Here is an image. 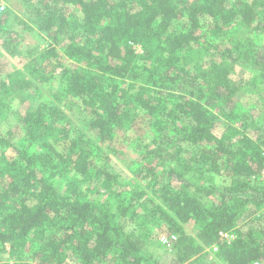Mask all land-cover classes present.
<instances>
[{"label": "trees", "instance_id": "obj_1", "mask_svg": "<svg viewBox=\"0 0 264 264\" xmlns=\"http://www.w3.org/2000/svg\"><path fill=\"white\" fill-rule=\"evenodd\" d=\"M17 2L33 17L17 20L24 31L49 38L28 47L0 15V120L32 94L0 131V264H161L146 242L159 225L179 234L183 264L201 248L190 222L225 264H264V232L242 222L251 181L264 204V92L232 77L242 60L264 68V45L235 37L264 25L260 2ZM120 145L134 150L131 178L112 169ZM222 173L233 183L209 202L204 182Z\"/></svg>", "mask_w": 264, "mask_h": 264}, {"label": "rangeland", "instance_id": "obj_2", "mask_svg": "<svg viewBox=\"0 0 264 264\" xmlns=\"http://www.w3.org/2000/svg\"><path fill=\"white\" fill-rule=\"evenodd\" d=\"M2 1L5 4V9L2 13H0V15L8 12L9 21L7 23V26L18 35L22 36V42L25 44L27 43L28 47L40 48L42 46H46L49 38L47 33H37L35 30H31L27 33V31H24V29L22 28V24L17 23V20L23 18L25 21H29L30 24H33L31 22V19L33 17L29 10L26 7L20 5L17 0ZM252 1L260 2V5L258 4L259 12L263 14L264 0H242V2L244 3H250ZM259 25L260 23L256 22V24L253 25L252 28H243L238 31V33H235V37H250L257 43L264 45V25ZM228 38V36H221L220 40L222 39L224 40L223 42H228L229 40H231ZM15 61L17 63V66L21 68L24 60L22 61L20 58H16ZM232 77L238 79L239 81L241 80V82L244 83V88L251 91H256V93L254 92L256 95H262V93L264 92V68L262 67H256L249 61L242 60L235 64L234 71L232 72ZM30 90V92L35 93L34 95H36L34 100H40L44 96L49 94L43 87H40V89ZM245 93V91H241L239 92V94H237V96L243 98L245 96ZM31 96L32 94H25L24 96L18 95L11 101L12 110L5 112L1 116L0 131L2 133L19 123L20 118L25 115L27 107L31 102ZM263 122L264 120L261 121V123ZM225 128L226 121H224L223 119H218L216 122L215 133L220 135L225 130ZM138 136L148 137V134L141 131L139 132ZM119 148L120 153H122L123 155L119 156L117 153H111L110 163L113 167L112 169L114 170V172L118 173L124 178H131L129 162L133 158V155L135 156L134 150L132 153V151L130 152L129 148L125 147L124 145H122V147L120 145ZM175 151L179 153V149H176ZM175 151L173 150L172 152L175 153ZM165 166L168 165L165 164ZM165 166L162 165L160 169H164ZM207 178V182L204 183L206 185L214 184V186L216 187L213 192H210L209 190L206 191L205 199L209 202L221 199L222 194L227 192L228 188H230L231 184L233 183L232 179L223 173L221 175H209L207 176ZM259 186L261 185L258 181H251L250 190L247 189L248 193L244 194L245 196H248L252 201H250L249 205L247 206L248 210L243 214L242 222H245L246 226H250L256 231L264 232V204L258 207H256L255 205V202L259 201L258 198H260L261 196V194L259 195L258 193ZM184 229L186 232V236L192 239L196 246L201 248H197L195 246L198 252L196 251L197 253L193 254L191 259L183 264H187L188 262L190 264H225L221 256H218V253L213 248V245H203L201 243V240L199 238V226L197 223L190 222L188 224H184ZM169 234H172V232L166 227V225H159L155 230L152 231V236L147 238L146 241L148 243L147 248L149 252L153 253L154 256L161 262V264L173 263L172 258L174 255L173 249L175 240L170 244H163L162 242V238ZM175 235L177 236L178 240L180 238L179 234L176 233ZM226 236L228 237V235Z\"/></svg>", "mask_w": 264, "mask_h": 264}, {"label": "built area", "instance_id": "obj_3", "mask_svg": "<svg viewBox=\"0 0 264 264\" xmlns=\"http://www.w3.org/2000/svg\"><path fill=\"white\" fill-rule=\"evenodd\" d=\"M5 9V4L2 0H0V13H2ZM177 238V236L175 234H169L166 235L162 238V242L163 244H170L172 241H174ZM213 248L217 251L218 250V246L217 245H213ZM256 264H260V263H256Z\"/></svg>", "mask_w": 264, "mask_h": 264}]
</instances>
